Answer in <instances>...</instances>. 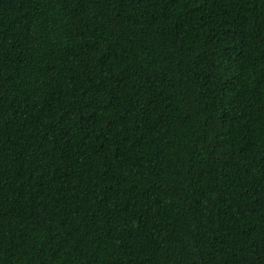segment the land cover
Segmentation results:
<instances>
[{
    "label": "trees",
    "instance_id": "trees-1",
    "mask_svg": "<svg viewBox=\"0 0 264 264\" xmlns=\"http://www.w3.org/2000/svg\"><path fill=\"white\" fill-rule=\"evenodd\" d=\"M0 264H264V0H0Z\"/></svg>",
    "mask_w": 264,
    "mask_h": 264
}]
</instances>
